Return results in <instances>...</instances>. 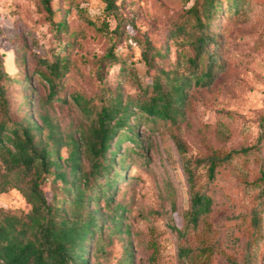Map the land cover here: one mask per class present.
Returning a JSON list of instances; mask_svg holds the SVG:
<instances>
[{
	"label": "rangeland",
	"instance_id": "rangeland-1",
	"mask_svg": "<svg viewBox=\"0 0 264 264\" xmlns=\"http://www.w3.org/2000/svg\"><path fill=\"white\" fill-rule=\"evenodd\" d=\"M114 1L134 24L125 26L132 35L117 41L110 33L114 20L103 13L101 0H51L50 22L37 0H0L3 68L20 83L28 79L25 86L6 87L11 114L20 115L18 100L25 96L37 118L38 113L46 115L62 138L60 157L68 153V138L80 136L99 105L111 103L114 95L123 103L134 102L151 94L153 78L164 83L187 74L192 54L187 8L193 0ZM221 1L209 28L219 62L212 66L209 83L190 80L174 120L128 119L142 153L123 140L115 154V169L120 160L124 167L122 177L115 179L111 205L125 207L122 225L119 232L109 233V223L103 222L89 248L88 264H243L245 252L247 264H264V0H238L236 7ZM56 22L63 25L57 29ZM142 34L155 51L148 62L141 56ZM109 48L114 63L100 60ZM51 51L64 58L66 67L56 94L47 98L37 60ZM81 104L91 113L82 111ZM131 110H136L133 104ZM41 131L46 133L45 125ZM81 140L79 162L85 169ZM230 150L237 153L217 162L208 180L209 163ZM58 183L48 176L42 183L46 195L62 196ZM202 185L212 199L210 212L185 227L189 188ZM29 208L16 189L0 191V217L21 216ZM96 208L106 213L103 199ZM180 248L188 253H179Z\"/></svg>",
	"mask_w": 264,
	"mask_h": 264
},
{
	"label": "trees",
	"instance_id": "trees-1",
	"mask_svg": "<svg viewBox=\"0 0 264 264\" xmlns=\"http://www.w3.org/2000/svg\"><path fill=\"white\" fill-rule=\"evenodd\" d=\"M50 1L37 0L49 22L53 16ZM101 2L103 13L114 20L110 30L114 40L124 34L126 37L132 35L125 26L134 28L133 20L120 13L114 0ZM221 4V0H193L187 8L192 35L187 74H176L171 79L166 78L164 83L153 78L149 84L151 94L134 102L123 103L120 96L114 95L111 103L99 105L80 136L68 138L69 150L65 157L58 154L62 138L54 134L46 115L38 113L37 118L25 96L18 100L20 115L12 116L6 87L9 84L25 86L28 79L23 77V83H20L7 73L0 56V191L14 188L30 205L21 216L6 214L0 217V264H88L89 248L94 235L100 236L103 222L109 223V233L120 231L125 207L120 203L111 205V191L115 179L122 177L124 165L120 160V169H115V154L123 140L132 143L133 151L142 153L137 133L128 119L135 115L144 121L153 122L157 118L174 120L184 99V88L189 86L190 80L201 85L209 83L213 77V64H219L215 56L216 43L209 28ZM229 4L236 7L238 0H230ZM62 25V22L55 23L57 29ZM141 41V56L148 62L155 51L146 35L142 34ZM100 60L114 63L112 48ZM37 65L42 67L37 73L47 84V98H51L57 92L58 78L65 71L64 58L51 51L48 56L38 59ZM75 101L82 103L79 97ZM132 104L135 111L131 110ZM80 109L87 113L92 111L84 104ZM42 125L46 127L44 135ZM117 131L121 132L112 143ZM80 140L87 157L85 169L79 162ZM235 153L237 151L230 150L210 162L208 180L213 177L215 164L230 159ZM48 176L53 183L59 182L56 189L62 196L56 192L46 195L42 183ZM188 177L191 180L192 177ZM204 186L189 188V202L184 212L185 227L189 224L194 226L201 216L210 212L212 199ZM260 192L264 193V184H261ZM99 198L103 199L104 214L96 208ZM252 219L256 221L254 215ZM179 253L187 254L188 249L180 248ZM128 255L130 257V253ZM243 260V264L248 263L247 252L243 254ZM127 264H131L130 260Z\"/></svg>",
	"mask_w": 264,
	"mask_h": 264
}]
</instances>
